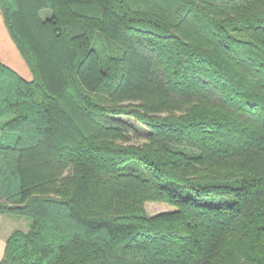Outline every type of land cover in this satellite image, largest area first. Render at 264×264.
<instances>
[{
	"label": "trees",
	"instance_id": "obj_1",
	"mask_svg": "<svg viewBox=\"0 0 264 264\" xmlns=\"http://www.w3.org/2000/svg\"><path fill=\"white\" fill-rule=\"evenodd\" d=\"M0 5V264H264V0Z\"/></svg>",
	"mask_w": 264,
	"mask_h": 264
},
{
	"label": "crops",
	"instance_id": "obj_2",
	"mask_svg": "<svg viewBox=\"0 0 264 264\" xmlns=\"http://www.w3.org/2000/svg\"><path fill=\"white\" fill-rule=\"evenodd\" d=\"M0 60L18 72L26 80H33L34 73L20 50L19 46L13 39L10 30L5 21L2 7L0 5ZM1 136V131H0ZM26 223L25 226L29 227V219L26 217H20L12 214H0V262L2 261L7 239L11 233L18 229L19 223ZM22 228V229H27Z\"/></svg>",
	"mask_w": 264,
	"mask_h": 264
},
{
	"label": "rangeland",
	"instance_id": "obj_3",
	"mask_svg": "<svg viewBox=\"0 0 264 264\" xmlns=\"http://www.w3.org/2000/svg\"><path fill=\"white\" fill-rule=\"evenodd\" d=\"M146 208L149 211V213L151 214H156L159 213L161 211H165V210H170L172 207L166 203H160V202H147L146 203ZM26 223L22 222L19 223V225L17 226V228H27L25 226Z\"/></svg>",
	"mask_w": 264,
	"mask_h": 264
}]
</instances>
